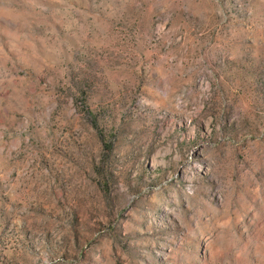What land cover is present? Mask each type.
I'll return each instance as SVG.
<instances>
[{"label":"rangeland","instance_id":"rangeland-1","mask_svg":"<svg viewBox=\"0 0 264 264\" xmlns=\"http://www.w3.org/2000/svg\"><path fill=\"white\" fill-rule=\"evenodd\" d=\"M0 264H264V0H0Z\"/></svg>","mask_w":264,"mask_h":264}]
</instances>
